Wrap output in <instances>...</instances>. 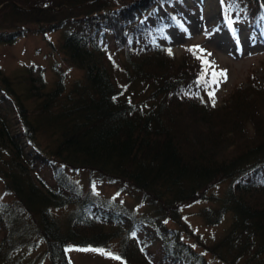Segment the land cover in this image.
<instances>
[{
  "label": "trees",
  "instance_id": "1",
  "mask_svg": "<svg viewBox=\"0 0 264 264\" xmlns=\"http://www.w3.org/2000/svg\"><path fill=\"white\" fill-rule=\"evenodd\" d=\"M172 1L0 0V44L62 35L55 85L47 67L15 81L0 69V264H72L71 247L125 264H264V85L253 74L213 107L206 57L159 39L180 22ZM230 2L264 40V0ZM103 186L139 206L103 201ZM197 204L220 236L189 221Z\"/></svg>",
  "mask_w": 264,
  "mask_h": 264
},
{
  "label": "rangeland",
  "instance_id": "2",
  "mask_svg": "<svg viewBox=\"0 0 264 264\" xmlns=\"http://www.w3.org/2000/svg\"><path fill=\"white\" fill-rule=\"evenodd\" d=\"M165 10H174L178 24H171L165 28V36L160 41L168 46L171 53L178 58L183 56L188 48H196L211 62V71H226L227 79L218 78V84L209 83L210 92L215 90V100L218 106H224L232 91L238 86H248L249 78L255 75L264 85V40H261L260 30L251 28L252 22L242 18L239 12L234 9L233 4H227V0H174L166 2ZM161 5H157L156 13L160 17L164 11ZM223 16V19H222ZM1 20V19H0ZM146 22L155 23L156 18L151 14L145 16ZM225 20V25L224 21ZM259 27L264 28V16L258 19ZM31 27L35 25L30 24ZM109 37L112 33L109 32ZM60 32H49L48 38L33 31L18 37L13 42L0 44V69L9 78L15 81V74L21 68L27 66L47 67V79L51 86L55 85V74L52 72L55 57L53 56L51 41L60 42ZM198 46V47H197ZM201 52V51H200ZM210 54V55H209ZM59 57V56H58ZM61 57V56H60ZM181 59V58H180ZM67 64V62H66ZM63 63V65H66ZM40 70V69H39ZM35 72V76H38ZM82 76V71L70 72L68 81L72 78ZM1 97V94H0ZM8 103L13 106L12 100ZM30 105L29 102L26 104ZM41 175L53 183L54 173L51 168H46ZM88 189V185H86ZM99 197L106 202H113L125 209H134L139 206V201L125 193L116 194V186L98 187ZM205 204V203H204ZM203 204H197L189 209L191 215L189 221L201 229L206 235L220 236L223 228L217 226L207 227L202 218ZM65 212L62 211L61 214ZM139 233V237H143ZM145 245V244H144ZM117 242H112V247L117 248ZM148 247L158 251L159 245L148 244ZM68 256L72 264H125L113 256L101 254L96 251H81L80 247H71ZM158 258L163 257L162 253L157 254ZM42 264H50L48 260Z\"/></svg>",
  "mask_w": 264,
  "mask_h": 264
},
{
  "label": "snow or ice",
  "instance_id": "3",
  "mask_svg": "<svg viewBox=\"0 0 264 264\" xmlns=\"http://www.w3.org/2000/svg\"><path fill=\"white\" fill-rule=\"evenodd\" d=\"M200 51L203 52L204 50L200 49ZM169 54H171V50H169ZM198 58L202 59V63L205 65V69H204L203 73L201 74V78H200V81L204 82L205 76H207L209 74V68L211 67V62H209L206 58H201V57H198ZM221 77L226 80L227 79V72L223 71V70L220 72H217L215 70L211 71L210 83L218 84L219 83L218 78H221ZM215 94H216L215 90L208 93L209 97L212 99V106L213 107L216 106ZM69 250H71V249H69ZM79 250H81V251H96V252H100L101 254H105V255H109V256L112 255L111 252H106L104 249H99V248H95V249L94 248H87V249H79ZM114 258L120 259L118 256L114 257Z\"/></svg>",
  "mask_w": 264,
  "mask_h": 264
},
{
  "label": "water",
  "instance_id": "4",
  "mask_svg": "<svg viewBox=\"0 0 264 264\" xmlns=\"http://www.w3.org/2000/svg\"><path fill=\"white\" fill-rule=\"evenodd\" d=\"M29 8H31V7H29Z\"/></svg>",
  "mask_w": 264,
  "mask_h": 264
}]
</instances>
